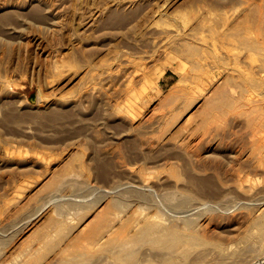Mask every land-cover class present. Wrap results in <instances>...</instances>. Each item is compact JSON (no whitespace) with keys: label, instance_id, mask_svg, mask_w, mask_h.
Here are the masks:
<instances>
[{"label":"rangeland","instance_id":"1","mask_svg":"<svg viewBox=\"0 0 264 264\" xmlns=\"http://www.w3.org/2000/svg\"><path fill=\"white\" fill-rule=\"evenodd\" d=\"M263 46L264 0H0V264H264Z\"/></svg>","mask_w":264,"mask_h":264},{"label":"water","instance_id":"2","mask_svg":"<svg viewBox=\"0 0 264 264\" xmlns=\"http://www.w3.org/2000/svg\"><path fill=\"white\" fill-rule=\"evenodd\" d=\"M28 100L31 102V103H34L35 102V94L33 92V89L30 90L29 94H28Z\"/></svg>","mask_w":264,"mask_h":264},{"label":"bare ground","instance_id":"3","mask_svg":"<svg viewBox=\"0 0 264 264\" xmlns=\"http://www.w3.org/2000/svg\"><path fill=\"white\" fill-rule=\"evenodd\" d=\"M255 42H258V41H255ZM258 43H259V42H258ZM248 44H249V42H248ZM255 45H256V43H255ZM250 46H251V45H250ZM252 46H253V45H252ZM256 46H257V45H256ZM261 47H262V46H261ZM263 47H264V46H263ZM251 48H252V47H251ZM254 48H257V47H254ZM254 48H253V49H254ZM263 50H264V49H263ZM260 55H261V54H260ZM247 82H248V81H247ZM247 84H248V83H247ZM249 84H250V83H249ZM250 86H251V84H250ZM252 86H253V85H252ZM255 87H256V86H255ZM256 88H257V87H256ZM258 88H259V87H258ZM252 91H253V90H252ZM255 91H256V90H255ZM219 93H220V92H219ZM220 94H222V93H220ZM257 94H258V93H257ZM218 95H219V94H218ZM220 96H221V95H220ZM216 99H217V98H216ZM223 99H224V97H223ZM256 116H257V115H256ZM256 116H255V117H256ZM259 116H260V115H259ZM262 116H263V115H262ZM255 117H254V119L259 118V117H256V118H255ZM260 117H261V116H260ZM262 118H263V117H262ZM262 118H260V119H262ZM251 120H252V119H251ZM263 120H264V119H263ZM263 120H262V121H263ZM255 123H256V122H255ZM255 123H254V124H255ZM249 124L251 125L250 122H249ZM256 126H257V125H256ZM258 126H259V125H258ZM261 128H262V127H261ZM260 132H261V131H260ZM262 133H263V132H262ZM263 138H264V137H263ZM260 145H261V144H260Z\"/></svg>","mask_w":264,"mask_h":264}]
</instances>
